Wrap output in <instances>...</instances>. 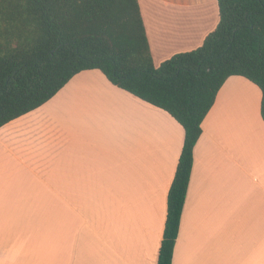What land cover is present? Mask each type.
<instances>
[{
	"label": "crops",
	"instance_id": "crops-1",
	"mask_svg": "<svg viewBox=\"0 0 264 264\" xmlns=\"http://www.w3.org/2000/svg\"><path fill=\"white\" fill-rule=\"evenodd\" d=\"M156 67L199 48L217 0H138ZM262 92L230 77L202 123L172 264H264ZM185 141L166 112L77 74L0 128V264H157Z\"/></svg>",
	"mask_w": 264,
	"mask_h": 264
},
{
	"label": "trees",
	"instance_id": "trees-1",
	"mask_svg": "<svg viewBox=\"0 0 264 264\" xmlns=\"http://www.w3.org/2000/svg\"><path fill=\"white\" fill-rule=\"evenodd\" d=\"M203 44L155 66L138 0H0V128L99 70L115 87L169 114L185 132L157 264H172L202 123L225 82L262 92L264 0H217Z\"/></svg>",
	"mask_w": 264,
	"mask_h": 264
}]
</instances>
